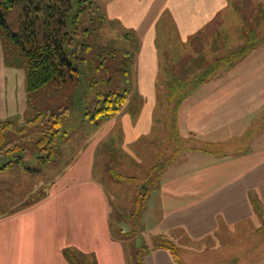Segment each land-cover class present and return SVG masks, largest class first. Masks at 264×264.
<instances>
[{"label":"crops","instance_id":"obj_1","mask_svg":"<svg viewBox=\"0 0 264 264\" xmlns=\"http://www.w3.org/2000/svg\"><path fill=\"white\" fill-rule=\"evenodd\" d=\"M103 8L108 21L137 37L132 83L143 104L132 119L129 98L81 152L67 150L44 199L0 219V264H71L66 250L95 264H128L126 244L110 229V195L94 175L100 146L120 129L121 160L141 165L155 140L158 23L187 44L225 13L228 0H107ZM243 58L184 101L181 138L190 148L162 173L141 217L142 236L165 238L177 256L159 249L144 264H234L242 246L253 255L244 261L264 264V46ZM19 71L4 66L0 45V121L23 119ZM225 236L236 238L234 249L220 241Z\"/></svg>","mask_w":264,"mask_h":264},{"label":"trees","instance_id":"obj_2","mask_svg":"<svg viewBox=\"0 0 264 264\" xmlns=\"http://www.w3.org/2000/svg\"><path fill=\"white\" fill-rule=\"evenodd\" d=\"M228 7L243 15L239 3L231 2L229 5L228 2ZM243 18L244 25L239 35L242 44L237 48H227L228 37H224L223 46L219 48L220 36L215 32L210 59L204 57L194 43H200L201 34L218 19L190 39L192 53L188 54L182 52L187 44L177 42L178 47L173 46L170 33L174 38L177 36L174 27L164 20L159 22L156 27L160 60L156 105L161 100L165 101L174 112L200 85L229 69L249 52L264 46V35L256 32L264 21V6H257L253 18ZM107 26L120 29L118 39L122 45L115 40L111 46L101 45V33ZM0 45L4 66L23 71L27 95L23 119L0 121V175L6 170H15L28 178L45 172L54 173L57 177L62 171L57 167L65 159L67 150L73 147L66 146L70 135L62 130L71 110L81 111V122L95 127L113 118L129 98L132 119L140 111L143 100L132 83L137 37L123 31L118 22L108 21L103 6L97 0H0ZM158 86L161 87L159 91ZM116 133L120 141V129ZM166 135L167 138L163 136L164 140L159 141L161 146L154 140L158 147L156 163L141 179L126 177L107 167L104 169L105 176L113 184L135 186L129 214L117 218L111 216L110 222L112 235L130 249L128 264H144V258L159 249L168 251L174 259L177 256L175 246L163 237L150 238V246L138 237L143 232L141 217L150 193L158 189L165 169L182 151L190 148L186 147L188 141L178 135ZM107 140L101 144L100 154L104 147L108 154L112 151L109 146L114 139L109 137ZM28 153L38 161L37 167L26 164ZM17 179L14 176V179L0 181V219L32 207L46 197L45 192L38 190L33 195L27 194L28 199L23 200L24 194L16 193L19 187ZM48 181L49 187L53 182L52 179ZM13 202L17 205L8 208ZM124 222L128 225L126 230L121 227ZM138 238L140 242L136 245ZM63 254L71 264H95L86 261L76 251L66 250Z\"/></svg>","mask_w":264,"mask_h":264},{"label":"rangeland","instance_id":"obj_3","mask_svg":"<svg viewBox=\"0 0 264 264\" xmlns=\"http://www.w3.org/2000/svg\"><path fill=\"white\" fill-rule=\"evenodd\" d=\"M107 0H97V2L104 6ZM229 5L231 2H237L240 4V9L243 12V15L240 14V11H235L232 8L228 7L224 14H222L221 18L218 19L215 23L212 24L207 30L204 31L203 34H201V42H195L194 45L198 48V51L203 52L204 57L207 59H210L213 56V53L210 51L212 46V41L214 39L215 32L218 33L220 37L218 38L217 46L221 48L224 42V37H228V40L226 42L227 48L233 49L237 48L239 45L242 44L243 41L240 40L239 35L241 34L242 26L244 25L243 22V16L246 18H253L255 16L257 6L263 5L264 6V0H228ZM162 31H160L161 33ZM257 33L264 35V21L260 23L258 26ZM120 29L117 27H113V29H110L109 26L105 27V29L102 31V39H101V45L103 46H111L113 45V41L115 40L118 45H122V42H119L120 36ZM172 44L175 48L178 47L180 42L177 36H172ZM117 38V39H116ZM177 38V40H175ZM185 49H183L182 52H186L187 54L190 52L192 53V48L189 44L185 45ZM244 59V58H242ZM239 60V63L240 61ZM19 73L22 74L23 72L19 71ZM158 91L161 87H157ZM23 89V85H22ZM195 92V91H194ZM189 98V97H188ZM187 98V99H188ZM185 99V100H187ZM184 100V101H185ZM184 101L181 102L174 112L170 111V105L166 103L165 101H159L157 102L156 107V114H155V124L154 126H157L154 128V137L157 140L158 144L160 139L163 138V136H166L167 133H169L168 137L174 135H178L181 138L182 135V110H183V104ZM72 113L69 115L68 119L65 120V124L62 128V130L66 133L67 136H69V139L66 140V146L72 145L74 149V153L81 152L91 141V139L98 134L100 131L102 125L106 122H101L99 126L95 127L90 124H83L81 122V111L79 110H71ZM167 113V114H166ZM165 114V116H164ZM157 121V122H156ZM164 126L166 127L164 129ZM162 135V136H161ZM111 139H114V142L111 146H109V149L111 148V152L105 151V147L103 148V153L98 155L96 157V165L95 169L98 170L96 172L95 177L97 180H99L103 187L106 188V193L110 195V210H111V216L112 218H117L119 215L126 216L129 214L133 207V200H134V191L135 186L131 184L126 183H119L116 184L112 189L108 188L111 184L108 186L107 176L104 174V169L110 168L113 169L115 173H120L121 175H124L126 177H134L137 179H141L146 174H148V169L152 167L154 163H156V154H157V148L155 144L150 147V149L147 150L146 154L143 155V160L141 165L135 166L133 162L131 161H122L120 157V153L123 152L121 149V142L118 139V134L116 131L110 135ZM164 140V138H163ZM162 140V141H163ZM161 146V143L159 144ZM154 147V148H153ZM107 148V147H106ZM33 152V151H32ZM185 152V151H183ZM181 152V153H183ZM182 156V154H180ZM180 156V157H181ZM25 162L30 167H37V160L34 159V156H31V154H27L25 156ZM65 160L61 161V164H64ZM58 170H62L64 167L63 165H60L57 167ZM102 170V173H101ZM110 170V171H111ZM112 170V171H113ZM111 171V172H112ZM111 175V174H110ZM15 177H18V186L16 193L22 192L24 194V199L27 200V194H35L36 191L41 190L42 192H46L48 190L49 185V179H53L56 177L54 173H42L39 176L28 178L25 175H22L20 173H17L15 170L8 171L6 170L4 173L0 175V181H6L9 179H14ZM16 184H14L15 186ZM17 186V185H16ZM108 186V187H107ZM112 187V186H111ZM18 191V192H17ZM26 195V196H25ZM22 200V201H23ZM16 202H13V204L9 205L8 208H11L13 206H16ZM125 226L126 223L124 222ZM140 239L144 240L147 245L150 246V242L146 240L142 234H140ZM140 239L138 238V244L140 242ZM230 238V236L223 237L220 241L224 243L225 248L234 249L233 247H229L232 242L233 244L231 246H234L235 242L237 241L236 238ZM126 254L130 252V249L126 247L125 249ZM252 252L251 247H240V250L234 249V257L237 258V261L234 264H248L243 259H251L253 255L247 256L248 253ZM256 256V255H254ZM223 264H228L224 262Z\"/></svg>","mask_w":264,"mask_h":264}]
</instances>
